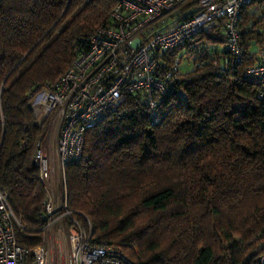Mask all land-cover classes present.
<instances>
[{"label":"trees","instance_id":"16d2710c","mask_svg":"<svg viewBox=\"0 0 264 264\" xmlns=\"http://www.w3.org/2000/svg\"><path fill=\"white\" fill-rule=\"evenodd\" d=\"M114 4L0 0V188L28 250L44 242L46 191L33 155L48 127L36 122L30 94L57 82L111 24ZM250 8L240 19L242 62L212 47L184 72L186 98L161 102L158 122L126 96L84 131L80 159L65 168L66 208L90 226L91 242L120 248L133 264H261L264 98L243 72L255 60L250 42L262 46L264 36ZM201 38L222 43L220 28Z\"/></svg>","mask_w":264,"mask_h":264},{"label":"built area","instance_id":"2783aa9c","mask_svg":"<svg viewBox=\"0 0 264 264\" xmlns=\"http://www.w3.org/2000/svg\"><path fill=\"white\" fill-rule=\"evenodd\" d=\"M245 6H252L264 20L261 0H115L111 24L90 37L87 48L78 53L55 84H45L30 94L36 122L48 121L33 155L46 191L42 229H47V237L32 250L17 244L16 229L24 227L0 188V264H48L50 245L63 240L66 260L62 262L57 250V264H133L120 248L91 242L90 226L87 231L70 218L65 168L80 159L84 131L116 112L126 96L138 98L154 124L160 119L162 101L186 98L184 63L192 64L212 47L225 50L235 63L242 62L239 29ZM218 28L220 46L201 38L204 32ZM256 52L243 78L262 99L264 45ZM65 216L71 223L62 224Z\"/></svg>","mask_w":264,"mask_h":264},{"label":"rangeland","instance_id":"374dc122","mask_svg":"<svg viewBox=\"0 0 264 264\" xmlns=\"http://www.w3.org/2000/svg\"><path fill=\"white\" fill-rule=\"evenodd\" d=\"M249 14L250 15H255L256 17H258L257 15V11L256 12H253V7L251 6V8L249 9ZM255 30L262 33V36H264V20L260 21L256 27H255ZM252 43V45H251ZM220 46V44H219ZM250 52H251V55L254 57L256 55V51L258 49L259 46H261V43L256 41V40H253L250 42ZM183 70L186 71V70H190L192 68V64L191 63H187V64H183ZM69 217L68 216H65L64 217V220L62 218V224H68L69 223V220H67ZM61 223H57V225H60ZM56 225V226H57ZM42 232H43V237H44V240L45 238L47 237V229H42ZM52 245V244H51ZM50 245V248L53 246ZM66 240L64 241H60V242H56V244L53 246L52 249H50L49 251V259H48V264H57L58 262V257H59V254H57V250L58 252L61 254L60 255V259H63L62 262H64V260H66Z\"/></svg>","mask_w":264,"mask_h":264},{"label":"bare ground","instance_id":"6f19581e","mask_svg":"<svg viewBox=\"0 0 264 264\" xmlns=\"http://www.w3.org/2000/svg\"><path fill=\"white\" fill-rule=\"evenodd\" d=\"M52 245H53V244H52ZM52 245H51V246H52ZM52 248H53V246L51 247V249H52Z\"/></svg>","mask_w":264,"mask_h":264}]
</instances>
